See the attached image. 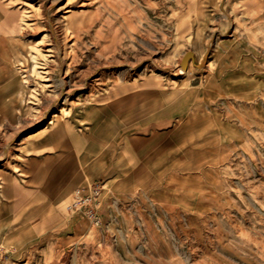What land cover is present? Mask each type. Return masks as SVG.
Wrapping results in <instances>:
<instances>
[{
	"label": "rangeland",
	"instance_id": "obj_1",
	"mask_svg": "<svg viewBox=\"0 0 264 264\" xmlns=\"http://www.w3.org/2000/svg\"><path fill=\"white\" fill-rule=\"evenodd\" d=\"M0 264H264V0H0Z\"/></svg>",
	"mask_w": 264,
	"mask_h": 264
},
{
	"label": "crops",
	"instance_id": "obj_2",
	"mask_svg": "<svg viewBox=\"0 0 264 264\" xmlns=\"http://www.w3.org/2000/svg\"><path fill=\"white\" fill-rule=\"evenodd\" d=\"M63 150H54L52 155V162L54 163V183H53V199L58 200L62 198L65 193H68L73 187L85 182L86 167L82 166L80 161L75 158L73 153L67 152L68 147L62 146ZM79 153H81L79 151ZM75 158V161H71ZM51 160V158H49ZM83 167V168H82ZM82 169V171H81Z\"/></svg>",
	"mask_w": 264,
	"mask_h": 264
},
{
	"label": "bare ground",
	"instance_id": "obj_3",
	"mask_svg": "<svg viewBox=\"0 0 264 264\" xmlns=\"http://www.w3.org/2000/svg\"><path fill=\"white\" fill-rule=\"evenodd\" d=\"M74 0H68V3L70 4L71 2H73ZM91 1V0H90ZM94 1V0H93ZM176 4V3H175ZM252 5V4H251ZM260 5V4H259ZM255 6H256V4H255ZM103 8V7H102ZM253 8V7H252ZM230 9V8H229ZM257 9V8H256ZM104 10V9H103ZM233 10V9H232ZM258 10V9H257ZM263 10V9H262ZM245 11V10H244ZM251 11H252V9H251ZM255 11V10H254ZM125 13V12H124ZM224 13V12H223ZM126 14V13H125ZM252 14V13H251ZM210 15V14H209ZM231 15V14H230ZM239 15V14H238ZM133 16V15H132ZM237 16V15H236ZM111 17V16H110ZM122 17V16H121ZM249 16H247V18H248ZM146 18V17H145ZM255 18V17H254ZM71 19V18H70ZM205 19V18H204ZM109 20V19H108ZM138 20V19H137ZM206 20V19H205ZM99 22V21H98ZM117 22V21H116ZM196 22V21H195ZM197 22H198V20H197ZM196 22V23H197ZM104 24H105V22H103ZM107 23V22H106ZM63 26V25H62ZM61 27V26H60ZM109 27V26H108ZM103 28V27H102ZM96 29V28H95ZM120 29V28H119ZM68 30H70L69 29V27H67V28H65L63 31L65 32V37L67 38L68 37V35H69V31ZM114 30V29H113ZM133 31V30H132ZM146 32V31H145ZM133 33V32H132ZM72 35V34H71ZM94 35V34H93ZM98 35V34H97ZM120 35V34H119ZM96 37V36H95ZM123 37V36H122ZM57 39V38H56ZM76 39L78 40V41H81L82 40V38H81V36H80V34H79V32H76ZM119 42V41H118ZM253 43V42H252ZM57 48H60L59 47V43H58V41H57ZM102 44V43H101ZM102 48H103V45H102ZM105 48V47H104ZM109 48V47H108ZM41 50V49H40ZM49 51H52V52H54V53H56V51H54V49H48ZM106 50V49H105ZM117 50V49H116ZM113 52V51H112ZM114 53V52H113ZM67 54V53H66ZM96 56V55H95ZM100 57V56H99ZM101 58V57H100ZM68 59V56L67 55H65L64 57H59L57 60H58V64H59V66L60 67H62V68H64L65 66H67V70H66V75L65 76H63V78H62V82H61V89H60V95H62V96H64L65 98L67 97V99H69L68 97L71 95V94H73L74 93V91L75 90H77L84 82H83V79H84V77L88 74L89 76H90V78H91V87H92V91L93 90H95V88H96V86L98 85V79H97V77H95L96 75V71H95V68L96 67H94L93 69L92 68H90V70H84L83 68H82V70L80 69V70H77V72H78V76H76V78H75V80H74V82H70V80H67V74H69V72H70V67H71V62L70 63H67L66 62V60ZM96 60V59H95ZM103 60V59H102ZM69 61V60H68ZM73 61L75 62V63H77V61H78V58L75 56V58H73ZM72 61V62H73ZM106 63V62H105ZM102 64V63H101ZM79 65V64H78ZM105 65V64H104ZM190 65V64H189ZM58 66V67H59ZM94 66V65H93ZM96 66V65H95ZM103 66V65H102ZM76 68V67H75ZM148 68V67H147ZM79 69V68H78ZM97 69V68H96ZM37 70V69H36ZM45 72V75L44 74H42V72H40V71H38V74L39 75H42L43 77L42 78H46L47 77V80H50L49 79V77H51V73L54 71V68H52L51 66H48L47 68H46V70H44ZM71 74V73H70ZM100 77V76H99ZM88 83V82H87ZM46 86L47 87H49L50 86V84H46ZM66 99V100H67ZM6 263V262H5Z\"/></svg>",
	"mask_w": 264,
	"mask_h": 264
},
{
	"label": "built area",
	"instance_id": "obj_4",
	"mask_svg": "<svg viewBox=\"0 0 264 264\" xmlns=\"http://www.w3.org/2000/svg\"><path fill=\"white\" fill-rule=\"evenodd\" d=\"M101 191L102 186L98 182L77 188L67 203L66 210L69 213L84 212L96 224H99L101 219L95 210V205L101 195Z\"/></svg>",
	"mask_w": 264,
	"mask_h": 264
}]
</instances>
